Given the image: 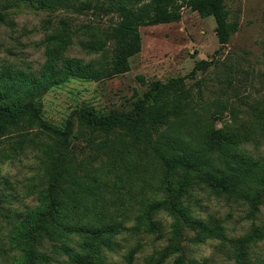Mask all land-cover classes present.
Listing matches in <instances>:
<instances>
[{"label":"rangeland","instance_id":"rangeland-1","mask_svg":"<svg viewBox=\"0 0 264 264\" xmlns=\"http://www.w3.org/2000/svg\"><path fill=\"white\" fill-rule=\"evenodd\" d=\"M16 2L0 0V11L6 14L0 20V72L10 71L7 79L11 83L19 85L21 79L41 73L50 58L48 49L53 47L50 37L55 34L68 41L57 48L58 67L64 57L78 58L94 68L109 63L106 50L112 43L103 31L118 15L92 9L83 13L38 9ZM225 8L231 29L227 42H220L214 16L203 17L185 6L179 21L140 28L142 49L130 57V71L101 80L70 77L52 86L38 100L43 118L60 128L71 120L73 133L82 108L93 107L100 114L127 112L155 81L180 77L210 128L231 127L247 133L251 137L247 147L263 153L264 0H225ZM90 29H96L95 38ZM97 41L103 45L98 52L88 46ZM29 136L32 140L23 147L15 144L16 134L0 142V188L6 195L0 206V264H30L12 242V233L38 204L36 191L46 186L50 152L39 129ZM125 143L117 133L92 134L88 130L71 143L75 175L106 173L102 193L112 199L113 209L131 207L133 213H139L153 199L164 200L168 206L145 216L136 230L131 229L134 216L127 219L128 228L112 238L113 249L102 248L106 264H176L177 259L181 264H234L235 241L246 235L252 238L251 262L264 264V237L256 238V229L264 230V199L249 203L197 185L191 196L180 197L188 210L178 209L172 199L182 178L160 170L144 152L145 144ZM124 155L136 161L131 170L126 168ZM58 189L64 196L70 192L67 182ZM130 196L137 197L140 204L132 205ZM205 225L220 228L225 238L202 232ZM83 238L75 232L68 243L46 238L39 250L50 255L46 264H88L73 260L65 247L80 250Z\"/></svg>","mask_w":264,"mask_h":264},{"label":"trees","instance_id":"trees-1","mask_svg":"<svg viewBox=\"0 0 264 264\" xmlns=\"http://www.w3.org/2000/svg\"><path fill=\"white\" fill-rule=\"evenodd\" d=\"M15 1L16 4L26 3L38 9H69L78 13L92 9L98 14L118 15V20L103 31L105 38L112 43L111 49L106 50L109 55L106 65L94 68L78 58L64 57L58 67L55 61L57 48L65 46L68 41L55 34L50 37L53 45L48 49L50 58L39 75L25 77L21 79V84L15 85L7 79L10 71L0 72V142L16 134L18 140L15 144L23 147L24 143L32 140L29 132L39 129L44 135L43 143L50 152L46 186L36 191L38 204L27 211L12 233V242L22 251L24 260L30 264H46L51 257L39 250L44 239L60 238L68 243L72 242L70 235L75 232L84 238L79 245L80 250L65 245L73 260L106 264L102 248L113 249L112 238L128 228L125 225L127 219L134 216L135 224L131 229L136 230L145 216L168 208L164 200L153 199L147 207L141 206L139 213H133L131 207L113 209L110 206L112 199L102 193L106 173L77 177L71 143L74 138H80L85 130L92 134L117 133L119 140L126 142L125 145L135 142L145 144L144 152L151 156L152 162H156L160 170L166 175L182 178L172 199L178 209L188 210L182 205L180 197L191 196V191L197 185L249 203H260L264 199V152H254L247 147L251 138L247 133L231 127L210 128L196 109L193 94L183 78L155 81L127 112L100 114L93 107L82 108L77 114V130L73 133L71 120L63 128L54 126L43 118L41 106L38 105V100L52 86L70 77L101 80L130 71V57L142 49L140 28L179 21L185 6L203 17L214 16L219 40L221 43L227 42L231 29L225 0ZM5 15L0 11V20H4ZM90 31L94 37L96 29ZM91 42L88 44L90 49L96 52L103 49L102 41ZM138 79L145 82L142 75ZM13 98L15 101H12ZM71 133V137H68ZM56 152L60 155H56ZM123 161L128 170L136 162L127 155H124ZM63 182L70 187L66 196L58 189ZM5 197V191L0 188V206ZM129 198L132 205L139 203L137 197ZM148 230H152V227ZM202 232L225 238L220 228L205 225ZM256 233L257 239L264 237L263 229H256ZM251 242L252 238L247 235L235 241L231 256L234 264H254L248 254ZM131 255L132 251L129 257ZM176 264H181V259H177Z\"/></svg>","mask_w":264,"mask_h":264}]
</instances>
